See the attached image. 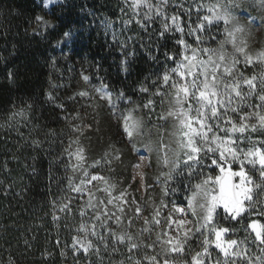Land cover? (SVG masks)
Wrapping results in <instances>:
<instances>
[{"label":"trees","instance_id":"obj_1","mask_svg":"<svg viewBox=\"0 0 264 264\" xmlns=\"http://www.w3.org/2000/svg\"><path fill=\"white\" fill-rule=\"evenodd\" d=\"M178 2L174 10H178ZM252 5L253 0H243L232 14L240 21H249L246 27L253 30L242 35L248 40L249 53L255 54L264 48V14ZM144 12L130 10L122 0H0V264H129V255L142 258L145 252L153 254L152 248L143 246L129 253L110 237L107 228L99 227L97 232L106 237L105 241L89 237L99 246V255L73 250V238L80 235L78 224L82 220L98 222L92 219L93 209L81 217L80 209L87 199L68 189L70 177L75 176L76 182L79 179V173H73L76 157L71 155L77 148L84 150L85 166L100 160L105 152L111 157L119 150L122 161L113 160L111 166L90 171L122 181L125 187L133 183L132 170L140 155L153 162L147 176L158 174L155 154L140 141H146L151 132L154 146L162 148L156 143L157 127H161L164 143L170 142L173 122L157 120L167 105L162 107L160 97L151 95L152 81L174 66L165 53L170 56L182 50L177 44L182 36L175 31L161 36L160 17L153 13L151 20H145ZM38 16L48 26L38 22ZM224 27L221 21L210 30L215 43L224 38ZM64 33H70L71 38ZM241 69L246 76L259 71L253 65L243 64ZM82 75L90 77L88 83ZM101 84L113 99L123 94L125 99L117 101L118 107L113 108L93 90ZM142 86L148 87L149 93L141 92ZM82 90L89 95L78 96ZM150 98L156 101L155 111L143 110L147 113L144 135L137 138L133 150L118 116L131 101L143 104ZM185 177L170 181L171 187L186 189L181 183ZM187 195L184 190L170 192L168 200L186 205ZM64 197H71L70 210L60 212ZM138 199L144 205V200ZM54 215L60 219L54 221ZM252 219L264 222V217L253 215L239 223H221L235 227L247 253L260 247L242 226ZM106 224L116 231L124 230V225H117L114 219ZM140 229L131 232L136 234ZM158 230L154 229L150 238L145 233L144 243L150 244ZM189 244L195 251L201 250L199 234ZM213 255L218 254L213 251Z\"/></svg>","mask_w":264,"mask_h":264},{"label":"snow or ice","instance_id":"obj_2","mask_svg":"<svg viewBox=\"0 0 264 264\" xmlns=\"http://www.w3.org/2000/svg\"><path fill=\"white\" fill-rule=\"evenodd\" d=\"M242 2L243 0H208L205 3L200 0L196 5L197 13L205 9L207 14L198 15L194 25H185L179 14L166 13L169 0H159L158 4H153L152 0H131L130 7L137 10L141 7L147 9L143 14L145 20H151L153 13L162 18L161 36L166 32L175 31L181 36H192L196 43L194 47L183 38L178 39L177 44L183 45L182 50L170 56L165 53L174 66L166 68L152 81L151 95L160 97L162 107L167 105L164 111L157 114V120L165 124L171 120L174 128L169 134L170 142L165 144L164 137L160 134L163 129L157 127L156 143L162 145V148L154 146L151 132L146 141H140L149 153L155 154L158 174L154 181L160 184L161 198L158 206L153 199L146 202L151 204L152 213L150 217H145L143 205L135 199L128 201L123 192L119 196H113L116 185L111 184L109 178L90 171L91 168L111 166L113 160L122 161L119 150L111 157L105 152L100 160L85 166L87 162L83 155L84 150L77 148L71 155L76 157L77 163L73 165V173L78 172L79 179L76 182L75 176L70 177L68 189L75 193H88L80 215L87 216V210L93 209L95 214L92 219L98 223L82 220L78 224L76 231L80 235L73 238V250L82 254L99 255V246L89 239L90 236H97L101 242L105 241L106 237L97 232L99 227L107 228L110 237L114 238L118 245H124L129 253L139 251L142 246L153 249V254L145 252L142 258L129 255L126 258L129 264H205V258L212 255V245L224 256L223 261L218 259L215 264H230L229 257L246 258L247 264H252V257L248 256L243 240L225 238L230 231H236L235 227L230 228L218 223L221 217L220 209L227 214L224 219L238 223L241 218L247 220L253 215L264 217V48L255 54L248 51V40L242 33L249 21L245 19L241 25L239 18L232 14ZM125 3H129V0H125ZM252 6L258 7L264 14V0H253ZM180 7L183 8V4H180ZM184 11L191 13V7L185 8ZM36 20L41 22L43 18L38 16ZM221 21L225 25L224 38L216 42L215 48L202 47L206 39H214L210 30ZM43 23L48 26L47 21ZM261 30H264V23ZM64 35L71 38L70 33ZM229 45L231 52L227 50ZM241 62L246 66L258 67L259 71L246 76L238 67ZM82 79L88 83L90 77L82 75ZM93 90L113 108L118 107L117 101L125 99L123 94L113 99V95L103 84ZM140 90L144 93L150 91L145 86ZM77 95L86 97L89 93L82 90ZM253 97L259 104L249 103ZM49 99L53 97L50 95ZM155 103L151 98L143 104L131 101L130 106L119 113L118 121L123 135L127 137L133 150L136 148L137 138L144 135L147 113L143 110L155 111ZM245 108H252L253 111L243 112ZM230 112L240 115L234 118L229 115ZM250 133H259L262 138L254 139ZM145 163L147 167H152V160L145 157L144 162L135 164L134 168L143 169ZM248 165H251V169H248ZM109 170L114 169L109 167ZM139 174L146 176L143 171ZM177 177H185L181 183L187 185L186 189L171 187L169 182ZM182 190L188 193L186 207H178L175 203L169 207L164 197L170 192ZM99 192L104 194L105 199L96 195ZM120 201L133 206L132 219L125 220L126 208ZM70 202L71 197L62 198L59 211H69ZM107 205L116 208V212H112ZM164 209H167L166 213ZM59 219L53 216L54 221ZM110 219H114L117 225L123 224L124 230L112 229L106 224ZM135 220H142L144 226L133 234L130 229ZM173 226L175 234L165 231L166 228L171 230ZM242 226L246 231L250 230L248 235L253 241L258 240L264 245V222L252 219L250 223H244ZM154 229H159L155 233V239L150 244H145V233L149 234L150 238ZM197 234L201 251H195L189 244ZM104 247L107 248L108 245L105 244ZM118 250L113 248V251ZM260 253L255 260L264 264V247L260 248ZM186 256H190V259ZM119 264H124V261ZM231 264L235 262L232 261Z\"/></svg>","mask_w":264,"mask_h":264},{"label":"rangeland","instance_id":"obj_3","mask_svg":"<svg viewBox=\"0 0 264 264\" xmlns=\"http://www.w3.org/2000/svg\"><path fill=\"white\" fill-rule=\"evenodd\" d=\"M176 1L177 0H169V3L167 5L165 11L169 15L179 14L181 16V18H182V20H183V22H184L185 25H194V23L197 20L198 15L202 16L204 14H207V12H206L205 9H201V11L199 13H197L196 5H198L200 3V0H179V2H178V5L179 6L177 7L178 10H174L173 5H174V3ZM122 2H124V4H126L130 10H137V9H134V8L130 7L131 0H129V3H125V0H122ZM204 2L207 3L208 0H204ZM152 3L153 4H158L159 3V0H152ZM180 4H183V8L180 7ZM185 6H186V8L191 7V13H188V12H185L184 11ZM143 9H145V11H147V9L146 8H143V7H141L138 10H143ZM202 11L204 13H202ZM156 16L160 17L159 15H156ZM161 19L162 18L160 17V21H161ZM239 22H240L241 25H243V23H244L243 21H240V20H239ZM229 27H231V25H229ZM161 28H162V26H161ZM211 30H214V29L211 28ZM245 30H253V29H249L248 27L245 26ZM182 38L184 40H186L192 46H194V47L196 46V43L194 42V39H193L192 36L183 35ZM201 46L202 47H209V48H215V47H217L216 43L212 39H206L204 41V44L201 45ZM181 47L183 48V45H181ZM249 48H250V46L248 47V50H249ZM227 50L229 52L232 51L230 45L227 47ZM242 66H243V62H241V64L238 65V67L240 68L241 71H242V69H241ZM249 103L259 104V101L255 97H253V98H251L249 100ZM256 110L258 111L259 109H256ZM251 111H253L252 108H245L243 110V112H251ZM229 115L230 116H233L234 118H236L240 114H235V113H231L230 112ZM237 135H239V134H237ZM250 135H252V137L254 139H261L262 138V137H260L259 133H250ZM245 144H247V142H245ZM145 157H148V156L145 155V154H143V155H140L139 157H137L136 164L137 163L144 162V158ZM76 162H77V160H76ZM247 167H248V169H251V165H248ZM257 167H259V165H257ZM236 170H238V166H236ZM141 171L145 172L146 173V176H141L139 174ZM207 171H211V169H207ZM151 172H152L151 171V168L147 167V164L146 163H145V166H144L143 169H137V168H134L133 167L132 177H133V183H136L135 187L133 186V183L130 186L125 187L124 186V183L122 181L121 182H117L115 180L114 181L109 180V182L111 184L116 185L115 189L112 192V195L113 196H119L123 192V193L126 194L125 195V199H127L128 201H131V200L135 199L141 205H143V204L139 201L138 197L141 200H144V205H146V208H144L145 211H144L143 215L145 217H150L151 216V213H152L151 204L146 203V202L149 201L150 199H153V200H155V202H156V204L158 206L159 205L160 198H161V192H160V185H159V183H157L156 181H154V177L152 178V177H148L147 176V174L148 173H151ZM217 174H218V170H217ZM99 175H101V174H99ZM101 187H103V185H101ZM76 194L79 195L80 197H83L85 199H88V193L87 192H84V193H76ZM96 195L98 197L101 196L102 199H105L104 194L102 192L96 193ZM169 195L166 196V197H164V200H165L166 203L169 204V207H171L172 202H170L168 200ZM120 204H124V202L123 201H120ZM175 205L178 206V207H186L187 204L186 205L185 204H175ZM107 207L109 209H111L112 212H116V208H114L112 205H107ZM124 207L126 208L125 220L132 219L133 218V212H132V207L133 206L129 203V204H124ZM163 211L166 213L167 212V209H164ZM219 211L221 213V217H220V220L218 219V223L221 224L222 222L228 221L229 219H224L223 218L224 216L227 215L226 213L223 212V209H220ZM176 215H180V214H176ZM251 217H248V218H251ZM189 218H191L190 217V214H189ZM241 219H243V218H241ZM232 221H235V220H232ZM162 223H163V220H162ZM143 226L144 225H143V221L142 220H135L134 225L130 229V231L133 230V229H135L136 227L142 228ZM165 231L166 232L167 231H171L173 234H175V226H173V228L171 230H169V229L166 228ZM225 238L226 239L227 238H233V239L240 240V239H238L237 233L231 232V231L226 235ZM257 242L260 244V242L258 240H257ZM262 246L264 247V245H261L260 244V247L257 248V249L255 248L256 250L254 249V251H252V253H247L248 256L252 257V264H259V262L255 260V257L258 256V255H261L260 248ZM199 251H201V250H199ZM210 251H211L212 255H211L210 258H207V257L205 258V264H215L216 260L219 259L218 258V255L221 256V259L222 260H224L223 253H221L219 249L215 248V245H212L210 247ZM213 251H215L218 255H213ZM237 251H239V249H237ZM228 259L230 261V264H231L232 261H234L235 264H247L246 258L229 257Z\"/></svg>","mask_w":264,"mask_h":264}]
</instances>
